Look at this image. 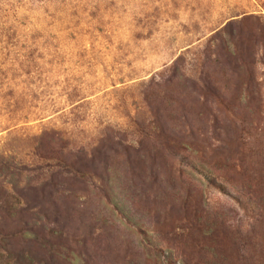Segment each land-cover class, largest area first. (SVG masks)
Returning <instances> with one entry per match:
<instances>
[{
  "label": "rangeland",
  "instance_id": "1",
  "mask_svg": "<svg viewBox=\"0 0 264 264\" xmlns=\"http://www.w3.org/2000/svg\"><path fill=\"white\" fill-rule=\"evenodd\" d=\"M9 2L0 264H264V0Z\"/></svg>",
  "mask_w": 264,
  "mask_h": 264
},
{
  "label": "trees",
  "instance_id": "2",
  "mask_svg": "<svg viewBox=\"0 0 264 264\" xmlns=\"http://www.w3.org/2000/svg\"><path fill=\"white\" fill-rule=\"evenodd\" d=\"M4 6H8V7L3 8ZM10 6H13V5L9 2V0H0V10L5 9V11H7L9 10Z\"/></svg>",
  "mask_w": 264,
  "mask_h": 264
}]
</instances>
